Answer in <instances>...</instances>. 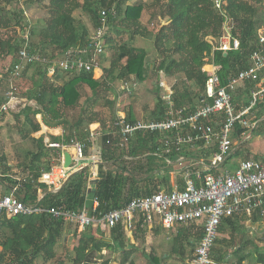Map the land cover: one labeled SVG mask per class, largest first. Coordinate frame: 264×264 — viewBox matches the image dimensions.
<instances>
[{
  "label": "trees",
  "instance_id": "16d2710c",
  "mask_svg": "<svg viewBox=\"0 0 264 264\" xmlns=\"http://www.w3.org/2000/svg\"><path fill=\"white\" fill-rule=\"evenodd\" d=\"M262 1L222 0V10H219L215 7V0H136L133 3H128V0H0V67L9 60L8 65L0 69V93L5 94L8 90V70L16 63L18 52L25 44L30 52L49 59L61 58L69 50L88 57L87 44L91 32L99 24L100 11H115V16L110 18L109 29L115 35H109V32L105 35V48L109 46L113 50V57L109 65L103 68L100 78H94L92 70H57L55 75L49 77L45 65L34 62L26 64L14 81L18 95L35 103V106L24 107L22 113L25 117L40 113L45 125L63 126V139L51 137L53 143L69 144L73 140L87 143L88 126L97 120L101 122L103 131H107L102 159L115 168L105 171L100 165L96 182L90 186L92 199L97 203L93 211L90 208V212L97 218L101 217L110 210L124 207L133 198L151 195L163 186L170 190L168 173L159 171L161 167L167 166V160L175 165L182 156L187 159H203L208 163L209 156L217 150L216 145L208 146L204 150V144L197 142L176 151L173 146H165L163 135L149 131L139 132L129 145L119 147L114 126L117 118L115 101L107 96L113 90L115 82L126 81L132 77L135 82L145 83L150 77H155L157 104L150 118L158 119L165 115L167 109L157 91L161 78L180 79L171 86V101L175 108L194 110L204 100L207 75L202 66L204 58L212 53V44L208 37L218 39L224 32L226 16L231 19L230 31L232 37L239 41L238 48L213 52L215 63L220 65V84L225 85L239 71L252 65L250 56L259 42L255 3ZM28 3L41 5L46 9L47 17L36 24L26 19L23 7ZM150 7L159 9V16L163 20L159 21L158 27L151 34L156 56L152 62L147 60L146 49L125 42L126 33L130 41L136 35L145 34L141 30L140 19L143 10ZM77 10L89 17L92 27L89 28L82 19L74 16ZM25 32L28 35L27 42L23 38ZM103 54L105 50L101 55ZM62 72L66 77L61 83H55ZM2 84L6 86L4 91ZM251 85V82L246 81L243 87H239L245 94L242 98L244 102L248 98ZM253 111H256L255 116L249 119L258 123L251 134L256 131L264 139V98ZM127 120L133 121L134 118L130 114ZM35 124L34 130L38 129ZM243 131L245 129L237 125L233 134V139L237 142L236 148L227 156L225 162L240 152L244 143L240 140ZM34 142L36 151L30 154L27 174L20 181L10 180L8 175L4 176V172V177L0 176L1 180H7L13 185L20 184L24 195L20 196L19 190L15 193L25 203L38 202L39 176L58 163V150L48 147L42 136L34 139ZM131 158H145L148 169L141 171V174L131 173L127 168ZM256 158L264 162V153ZM167 170L170 171V167ZM88 185V168L84 167L72 174L58 191L46 193L38 203L45 209L78 212L86 203ZM224 219L223 223L228 221V217ZM65 223L70 222L46 210L13 217L3 213L0 217V264H108L107 260H98L103 248L120 252V264L128 262L130 252L127 250V239L120 224L109 230V238L104 236L106 230H101L96 224L87 226L81 232L74 225L77 241L72 252L59 254L56 247L60 242H65ZM139 227L138 223L137 229ZM188 228L193 231L194 237L186 243V247L193 250L201 239L203 230L200 225L185 229ZM238 230L232 231L231 236L239 233ZM181 232L182 230L177 233L176 239ZM233 242L232 237L226 241L217 237L212 248V259L223 262ZM185 249L187 248L183 245L178 256H184ZM236 251L235 256L238 254ZM254 255L257 263L264 264V253L255 252ZM129 264H134V260Z\"/></svg>",
  "mask_w": 264,
  "mask_h": 264
},
{
  "label": "built area",
  "instance_id": "2783aa9c",
  "mask_svg": "<svg viewBox=\"0 0 264 264\" xmlns=\"http://www.w3.org/2000/svg\"><path fill=\"white\" fill-rule=\"evenodd\" d=\"M215 7L222 10V0H215ZM115 14L113 9L100 11L99 24L91 32L87 44L88 57L69 50L61 58L49 59L30 52L25 44L18 52L16 63L8 70L9 88L0 102V116L23 105L14 81L28 63L44 64L49 74L57 70L78 72L98 68L97 56L105 50V35L110 29V18ZM231 27L232 21L226 16L223 34L218 39L208 37L212 44V53L204 58L202 66L207 75L203 103L192 111H187L184 107L175 108L171 94H168L163 97L167 103L163 117L129 121L119 116L114 122L118 145L121 148L127 146L139 132H158L163 135L165 146H173L176 151L197 142H202L204 146L216 145L217 150L211 154L208 163L195 161L187 165L183 158L179 157L177 174L181 176L180 183H175L170 190L160 189L151 195L133 198L124 207L110 210L98 218L87 213L84 208L74 212L45 209L37 202L25 203L14 191L0 195V217L3 213L13 217L46 210L76 225L80 232L91 224H96L101 230H110L118 224L123 225L126 230H133L136 223L146 226L157 222L163 229L171 231L178 224L196 223L202 226L203 235L184 264H213L212 248L224 218L237 213L251 215L254 212L264 216V162L244 159L239 161L233 170H218L233 150V134L237 125L245 129L240 135L242 142L251 135L258 122L251 121L248 116L264 98V34L261 30L258 46L250 56L252 65L239 71L225 85L220 84V65L215 63L213 52L238 48L239 41L232 37ZM23 38L27 42L26 32ZM246 81L252 83L248 98L245 102L242 101V104H235L234 94ZM95 135L94 130H91L90 137ZM69 145L73 149V166L64 167L63 154L60 153L61 163L54 165L49 171L42 172L37 180L47 183L54 192L61 188L72 168H81L86 162L97 166L101 160L97 155L88 158L85 156L84 142L73 140ZM47 146L63 148L64 145L48 142Z\"/></svg>",
  "mask_w": 264,
  "mask_h": 264
},
{
  "label": "crops",
  "instance_id": "0c3cea01",
  "mask_svg": "<svg viewBox=\"0 0 264 264\" xmlns=\"http://www.w3.org/2000/svg\"><path fill=\"white\" fill-rule=\"evenodd\" d=\"M131 45H132V42H131ZM140 48H143V47H140ZM103 55L97 56L98 68H95L92 70L94 78H100L103 75V68L109 65L110 60L107 63L108 65L106 64L107 66L103 64V60H102ZM55 73L53 74L48 73L47 75L49 77H52L53 75H55ZM65 77L66 75L63 74V72L62 74L59 73V77H57V79L55 80V83H61ZM161 79L162 80L160 82V88L158 89L159 94H160L159 96L163 100V104L167 106L166 100L163 97L168 94H171L172 92L171 86L173 83L171 82V78L162 77ZM137 83L138 82H135V80L131 77L129 78V80H126V81L115 82L113 89L116 86V84H118L117 86H119V89L123 90L120 92L122 93L125 92L124 93L125 95H131L135 90L134 85L136 86ZM24 90H25V87H24ZM3 95L4 93L1 92L0 102L3 100L2 99ZM19 97L22 98L23 105H19L16 108L17 110L10 111L9 113H5L0 117V157H1L0 158V176H2L3 175L2 172H4V176L8 175L9 178H11L10 180H16V181H20L21 178L18 177L17 175L12 174V172H15V171L20 172L19 170L21 169L22 174L24 173L22 178L27 174V165H28V160L30 159V154L36 151V144L34 142V139H37L40 136H42L43 141L45 143H48V142H52L51 137H59L63 139L64 133H65V130L62 125H54V126L45 125L42 119V115L40 113H37L35 115L30 114V117L27 116L28 117L27 119V117L24 116V113H22V110L24 109L25 106H28V105L35 106V103L32 100L27 99L25 96L19 95ZM119 97H118V100L115 101L114 103L116 117L121 116L127 119L128 116L131 114L134 120L138 119L136 118V112L134 113L132 104H130L131 106H128L126 110L125 107H121L120 102H119ZM156 104H157V100H156V103L154 104V107L151 110L150 117L153 114L152 112L154 108L156 107ZM198 105L199 104H197V106ZM150 117L148 119H152ZM34 124L38 125V129L34 130L33 128ZM91 130H94V132L96 133L94 137H90ZM106 135H107V131L106 132L103 131L102 124L99 120L94 121L89 124L88 140H87V143H85V150H86L84 151L85 156L88 158L93 155H97V156H100L101 158L100 163L97 166H93L89 162H86L84 165L81 166V168L87 167L88 173H89V185H88V190H87L88 193L86 195V203L83 207L86 210V212L89 214H91L90 208L92 207V211H93V209H95L96 204H97L96 201L92 199V194H91L92 192H90L91 191L90 186L92 184L91 180L97 179L98 177L97 172L99 170L100 165L103 167L105 171L115 168V166L110 165L107 162H104V160L102 159L103 150L107 143L105 139ZM69 144H63L64 145L63 148H55L56 150H58L57 154H59L58 159H57L58 160L57 164L61 163L60 153L63 154V159H64V152H69L71 154V164L69 167L73 166L72 165L73 149ZM236 144L237 142L235 140L233 148ZM207 147L208 146H204L203 147L204 150H206ZM246 152L248 153V151ZM259 153L260 154H257V155L261 156L262 153L261 152ZM210 156L207 160L210 159ZM182 158L187 165L193 164L195 161H200V163L202 162L206 164V162L203 159H190V158L187 159L185 157H182ZM166 162H167V166L161 167L159 171L160 173H168L169 175V172L171 171V169L169 171L167 170V167L171 168L172 166H175V165H172V163L168 160ZM54 165H52L51 168ZM237 165L238 163L234 164L228 161L222 164L221 166H219L218 170L219 171L222 169L233 170L236 168ZM109 166H112V168H108ZM81 168H72L70 172L76 169H81ZM127 168L129 169L131 173L135 172V173L141 174V171H145L148 169V161L145 158H139V159L131 158L129 160ZM177 169H178V166H176L175 169H173L174 171L172 170V173L174 175L171 177L168 176L169 185L171 186V189L174 187L175 183L181 182V176L177 174ZM218 170H215V171H218ZM43 172H46V171H43ZM161 189H166V187L163 186L161 187ZM16 190H19L20 196L24 195L19 183L13 185L7 180L3 181L0 179V195L9 194L11 191L15 192ZM48 192H54L53 188L45 182H39L36 201L39 202L40 200H42L44 198V195ZM71 224L65 223V229H64L65 240L68 239L67 238L68 236H66L65 234L67 225H71ZM137 225L138 223L135 224V227L133 230H126L125 227L122 225L125 237L127 239V245H128L127 250L130 252L128 262H126L125 264H129V262L132 260H134V264H174L175 263V260L173 259L174 257L179 260L176 264H184L192 255L194 248L196 247L198 243L197 241L193 250L190 247H186V243L189 240H192L194 235H193V231H191L190 228H188L189 231H187L188 229H185V228H187L188 226L190 227V226L198 225L196 223L178 224L171 231H167L164 229L166 231V232L164 231V233L160 232L159 228L161 226L157 222L151 225H146V226L139 225L140 229H137ZM257 228H258V232L262 234L261 239L264 241V229H263L264 228V216L260 215L259 213L254 212L251 215H248L245 213H237V214H234L228 217V221L224 223L222 222V224L220 225L218 237L219 238L223 237L225 241L229 239L230 237L234 239L232 248L230 249L229 253L231 252L234 253L235 250H237L236 251L238 252V254H236L237 259H236V262H232L231 256H229L228 254L227 258L223 262H217L213 260V264H248L247 262L248 256L252 255L253 257L255 252L257 251L259 252L260 249L263 250L264 248V245L262 244H259V247H256V245L253 244L251 240L248 238L251 236H248L247 233L251 234L252 229L257 230ZM236 229H239L238 230L239 233H236L231 236L230 234H232V231L234 232L236 231ZM180 230H182V232L176 239L177 233ZM106 231L108 234L105 233L104 236L106 238H109V230H106ZM138 232H141V235H139ZM160 233L163 236H165L163 246H160L156 240H153L154 238L156 239L155 235L156 234L158 235ZM137 235L139 236L137 237ZM139 243L145 244V247L147 248L139 246ZM183 245H184V248H187V249H185L184 256L181 257V256H178V254L181 251V247ZM106 252L112 253L111 250L103 248L98 255V260L100 259L102 254ZM112 254L113 255H111V258H109L110 260L108 262L110 264H120L121 253L118 252L117 254L116 253H112ZM244 254L246 255L244 256ZM140 256H142L144 260L140 259ZM229 257H230V262L228 261ZM242 257L244 258L242 259ZM238 259L241 260V263H238L239 262ZM251 264H260V263L254 262Z\"/></svg>",
  "mask_w": 264,
  "mask_h": 264
},
{
  "label": "rangeland",
  "instance_id": "374dc122",
  "mask_svg": "<svg viewBox=\"0 0 264 264\" xmlns=\"http://www.w3.org/2000/svg\"><path fill=\"white\" fill-rule=\"evenodd\" d=\"M134 1H136V0H128V3H133ZM144 1L150 2V0H144ZM255 6L257 8L256 19H257L258 24H259L258 25L259 30L264 32V0L261 3H255ZM158 10L159 9H156L155 7H153V8L150 7V8H146V10H143L140 22L142 25L141 30H143V32H145L144 35H142V34L136 35L133 38V40L130 41L126 37L127 33L125 34L126 44L131 45V42H132V45H134V46L145 48L147 51V60H149L151 62L156 58L155 53H154L153 40H152L151 34L158 27L159 21H161V22L163 21L162 18H160V16H159L160 13H158ZM23 14H24V17L26 19L29 17V19L31 20V22L33 24H36L37 22H40L44 18L47 17L46 9L37 3L26 4L23 7ZM74 16L76 18L82 19L89 26V28L92 27L91 26V20L89 19V17L86 14H84L83 12H81L80 10L75 11ZM113 34H114V32H112L110 30L109 35H113ZM112 57H113V50L109 49V46H106L105 54L102 57L103 64L106 65ZM5 62L6 63L4 65H2L0 67V69H2L3 67L8 65L9 62L7 60ZM179 80L180 79H177L174 77L171 78V82L174 84L176 82H179ZM156 83H157V80L155 77H150L145 83L144 82H141V83L138 82L136 86L134 85L135 90L131 95H125L124 94L125 92H123V93L120 92L123 90L119 89V86H117L118 84H116L114 89L112 91L108 92L107 96L109 97L110 100L114 98L113 99L114 101H117L118 97L120 96L119 102H120L121 107H125V109L127 110L128 106H131L130 104H132L133 109H134V113L136 112V118L148 119L150 117L151 110L154 107V104L156 103V94H155ZM26 84L27 83L25 82L24 85H26ZM21 87L23 88V85H21ZM5 88H6V86H4V84H2V91H4ZM157 91L159 94V90H157ZM244 96H245V94L243 92H241L240 88H238L234 94V103L235 104H242V98ZM255 113H256V111H253L248 116V118L254 117ZM234 148H236V147L234 146ZM234 148H233V150H234ZM246 151H248V153ZM259 152H261L262 154L264 153V139L262 136H260L255 131V133H252L244 141V143L241 145L240 152L238 154L233 155L232 157H229L228 161L230 163L235 164V163H238V161L244 160V159H257L256 156H259V155H257V154H260ZM257 160H262V159H257ZM176 166L177 165L175 164V166H172L170 168L171 171L169 172V177L174 175L172 173V170L175 169ZM108 168H112V166H109ZM19 171L20 172H16V171L12 172V174L17 175L18 177L22 178L24 173L22 174L21 169ZM159 230H160V232H163V233L165 231L161 227L159 228ZM104 233L108 234L107 231H105ZM65 234H66V236H68L67 237L68 239L66 238L67 240H65V242L64 241H63V243L60 242L56 247V250L59 254H63V252L64 253L67 252L69 254L70 252H72L71 251L72 247L74 246V244H76V241H77V237H76L77 231H76L74 224L67 225V229L65 231ZM138 234L141 235V232H138ZM247 234H248V236H251L248 238L251 240V242L253 244L256 245V247H259V244L264 245V241L261 239L262 234L258 232V228H257V230L252 229L251 234L250 233H247ZM139 235H137V237ZM155 236H156V239L154 238L153 240H156L160 246H163L165 236H163L161 233L158 235L156 234ZM221 239H223V237H220V240ZM139 246L145 247V244L139 243ZM145 248H147V247H145ZM259 252L264 253V248H263V250L260 249ZM112 253H115V252H112ZM112 253H110V252L103 253L102 254L103 257L101 256L99 261L100 262H103L105 260L109 261L110 260L109 258H111V255H113ZM228 254H229V256H231V261L236 262V259H237L236 256L237 255L235 256L234 255L235 253H233V252L228 253ZM249 256H248V260H247L248 264L256 262L257 258L255 255H253L254 258L252 257V255L250 257ZM140 259L144 260L142 256H140ZM173 259L175 260L174 264H176L179 261L175 257ZM228 261L230 262V257H229ZM108 264H110V263L108 262Z\"/></svg>",
  "mask_w": 264,
  "mask_h": 264
},
{
  "label": "water",
  "instance_id": "95a60500",
  "mask_svg": "<svg viewBox=\"0 0 264 264\" xmlns=\"http://www.w3.org/2000/svg\"><path fill=\"white\" fill-rule=\"evenodd\" d=\"M70 164H71V154H70L69 152H64L63 166H64V167H69ZM81 169H82V168H81ZM81 169H76V170L70 172V174L68 175L67 179H68L72 174H74L75 172H77V171H79V170H81ZM67 179H66V180H67ZM66 180H65V181H66ZM65 181H64V183H65ZM95 182H96V179L91 180V183H95ZM64 183H63V184H64ZM63 184H62V186H63ZM62 186H61V187H62ZM57 191H58V190H57ZM55 192H56V191H55Z\"/></svg>",
  "mask_w": 264,
  "mask_h": 264
}]
</instances>
